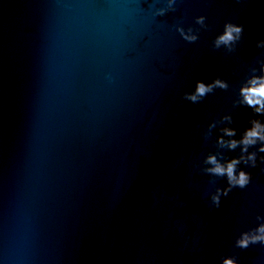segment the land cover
I'll return each mask as SVG.
<instances>
[{
  "label": "water",
  "instance_id": "95a60500",
  "mask_svg": "<svg viewBox=\"0 0 264 264\" xmlns=\"http://www.w3.org/2000/svg\"><path fill=\"white\" fill-rule=\"evenodd\" d=\"M164 6L0 0V264H264V246L235 247L264 215V153L219 208L210 197L226 178L202 171L209 153H240L217 147L220 128L239 139L264 123L233 104L260 74L264 0H177L154 17ZM201 15L208 28L183 40L176 26ZM226 21L244 26L231 53L212 47ZM217 77L227 90L184 98Z\"/></svg>",
  "mask_w": 264,
  "mask_h": 264
},
{
  "label": "clouds",
  "instance_id": "9594fccd",
  "mask_svg": "<svg viewBox=\"0 0 264 264\" xmlns=\"http://www.w3.org/2000/svg\"><path fill=\"white\" fill-rule=\"evenodd\" d=\"M177 0H165L164 7L155 8L153 16H164L170 11H176ZM195 23L200 27L193 29L188 27L185 29L177 25L176 31L180 34L183 40L193 43L199 39L198 33L201 29L208 28L206 17L201 15L195 18ZM244 32V26L226 21L223 26V31L218 34L213 40L212 47L220 49L223 47L228 53L235 51L236 45L241 41ZM257 48H264V40L256 42ZM259 63V75L255 73L257 68H251L253 73L249 76L239 88V98L233 102L234 106L242 105L251 108L256 115L264 116V59H257ZM109 80L111 76L107 77ZM227 90L229 84L226 80L219 77L212 80L210 83H205L198 80L195 85V90L190 93H185L184 98L192 103L200 102L205 96L214 92L215 89ZM227 123L233 124L231 114L224 115L219 121H213L207 127V131L203 133L205 139L211 135V130L217 127V124ZM250 127L243 130L239 139H236L237 129L234 127H222L219 129L221 135L216 138L218 148H226L234 151L239 147L240 153L238 156L231 159H225L223 153H209L203 160L202 171L212 177H225L227 187H217L215 192L211 194V203L216 208L220 207L221 197H227L234 188L244 189L252 181V174L239 168L241 164L247 165L250 168L257 167L258 153H264V123L260 119H251ZM259 145L258 147H256ZM250 148H255L254 151H249ZM259 161L264 164V155L259 156ZM264 171V168L261 169ZM215 183V181H211ZM256 220L258 225L240 233L235 240V247L247 249L252 245L260 244L264 246V215H258ZM222 264H240L237 257H224Z\"/></svg>",
  "mask_w": 264,
  "mask_h": 264
}]
</instances>
